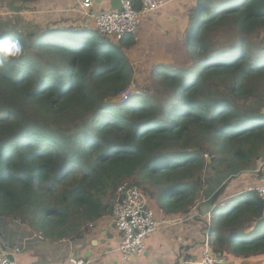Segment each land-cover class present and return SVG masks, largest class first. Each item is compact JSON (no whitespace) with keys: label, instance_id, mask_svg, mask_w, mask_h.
<instances>
[{"label":"trees","instance_id":"trees-1","mask_svg":"<svg viewBox=\"0 0 264 264\" xmlns=\"http://www.w3.org/2000/svg\"><path fill=\"white\" fill-rule=\"evenodd\" d=\"M184 22V39L155 59L159 87L123 101L134 37L116 42L95 24L0 28L23 48L0 56V219L81 236L119 186H135L168 215L209 200L211 254L264 264V200L247 190L232 208L218 202L264 161V0H196Z\"/></svg>","mask_w":264,"mask_h":264},{"label":"crops","instance_id":"crops-1","mask_svg":"<svg viewBox=\"0 0 264 264\" xmlns=\"http://www.w3.org/2000/svg\"><path fill=\"white\" fill-rule=\"evenodd\" d=\"M2 1L0 28L1 24L11 22L14 16L27 14L32 24L31 30H36L49 24L94 27V16L104 10L113 9L114 0H92V7L87 9L82 6L84 0H36L28 3L27 9L20 10H15L12 6L20 7L23 4L21 1L14 4L13 0ZM195 1L165 0L159 10L145 16L138 38L136 37L137 44L143 47L150 46L154 49L151 58L157 59L174 40L182 41L185 37L184 20ZM262 183L263 162L255 171L241 173L228 182L225 192L218 201L219 205L224 207V203L229 204L233 200L229 204L232 208L234 205L232 203L239 201L235 199H238L242 192ZM201 201L202 203L199 200L195 205H198L196 213L207 216V222L210 223L214 206L208 204L209 200ZM162 213L170 216L175 222L163 226L148 238L143 255L129 259H125L119 250L121 237L114 228L112 210L111 213L93 221L92 225L88 223L83 225L81 236L63 239L45 237L41 232L29 228L20 221L0 219V258L13 256L20 264H71L73 257L90 259L91 264H179L189 257L192 260L200 259L205 248L194 237L192 229L185 226L186 224L178 218L179 215H168L164 211ZM199 240L202 241L200 238ZM16 249L20 251L17 252Z\"/></svg>","mask_w":264,"mask_h":264},{"label":"built area","instance_id":"built-area-1","mask_svg":"<svg viewBox=\"0 0 264 264\" xmlns=\"http://www.w3.org/2000/svg\"><path fill=\"white\" fill-rule=\"evenodd\" d=\"M121 2L120 10H104L94 16L95 27L102 34L117 42L129 35L138 38L145 16L159 10L165 0H140L139 9L135 7L134 0H121ZM92 4V0H84L82 6L87 9L91 8ZM128 91L129 87L121 94V101L129 96ZM206 157L208 158V155ZM250 189L255 190L264 200V183ZM112 216L114 228L121 237L119 250L125 259L143 255L148 238L163 226L175 222L169 219L159 220L157 211L150 204L147 195L138 187L125 185L119 186L117 190ZM203 243L205 249L200 259L192 260L190 258L179 264H228L224 256H220L219 253L211 254L209 229L203 236ZM16 251L18 252L20 249H16ZM91 261L82 257H73L71 264H91ZM0 264L20 263L15 258L3 256L0 258Z\"/></svg>","mask_w":264,"mask_h":264},{"label":"rangeland","instance_id":"rangeland-1","mask_svg":"<svg viewBox=\"0 0 264 264\" xmlns=\"http://www.w3.org/2000/svg\"><path fill=\"white\" fill-rule=\"evenodd\" d=\"M1 2H3V1L0 0V4H1ZM25 9H27V7H25ZM7 23L8 24H5V25L1 24V27L6 28V27L14 26V27H16L20 30H23V31H30L31 29H33L30 20L27 18V14L16 15L13 17V19H11V22L8 21ZM134 38L136 40V36ZM259 38H260V36H259ZM137 43L130 48L124 47V51L126 52L125 54H127L128 58L130 59L132 66L134 68V71H135V78L133 80L132 85L129 87L128 92L129 93L140 92V91L144 92L147 89H151V91H155L157 89V86L159 87V83L156 84L155 81H152V78H154L152 76V72H153L154 67L159 63V61L153 59V57L151 58V56H153V50L154 49L150 48V46H148V45L146 47H143L140 44L141 45L140 46ZM137 45H139V46H137ZM120 98L121 97H119V101H121ZM262 162L264 164V161L262 159L258 160L256 163V168L258 166H261ZM260 172L262 173V171H260ZM207 176L208 175H206V177ZM228 182H230V181H228ZM228 182H226V183H228ZM227 199H225V200H227ZM229 200H231V199H229ZM149 202L152 206L154 204L157 205L155 199L149 198ZM200 202L202 203L201 200H200ZM230 202H232V201H230ZM235 203H236V201H235ZM235 203H232V204H235ZM224 204H225V206H228L230 208L228 202H226ZM197 207H198V205L195 206L191 210L190 214H182V215H179L180 217H178V218H180L181 221L186 224L185 225L186 227H189L192 229L194 237H196L197 241H199L203 245V236H205L204 232L207 229L206 223H207L208 217L207 216H201L200 214L196 213V210L198 209ZM154 208L157 211V217L159 220H164V219L172 220L170 216L164 215L162 213V211L159 210L156 206ZM173 221H175V220H173ZM199 238L202 239V241H200ZM227 263L229 264L228 261H227Z\"/></svg>","mask_w":264,"mask_h":264},{"label":"clouds","instance_id":"clouds-1","mask_svg":"<svg viewBox=\"0 0 264 264\" xmlns=\"http://www.w3.org/2000/svg\"><path fill=\"white\" fill-rule=\"evenodd\" d=\"M22 54H23V48H22V45H21L19 40H17V39H9V40H6V41L5 40H0V56H2V58L4 60H7L10 57H19ZM248 191L256 192L255 190L250 189V188H249ZM206 230H208V229H206ZM205 232H204V234H205ZM210 234H211V231H210ZM203 245H204V243H203Z\"/></svg>","mask_w":264,"mask_h":264},{"label":"water","instance_id":"water-1","mask_svg":"<svg viewBox=\"0 0 264 264\" xmlns=\"http://www.w3.org/2000/svg\"><path fill=\"white\" fill-rule=\"evenodd\" d=\"M112 7L113 9H117V10H120L122 8V2L121 0H114L113 3H112ZM220 256H223L222 253H219ZM10 258H14L13 256H10Z\"/></svg>","mask_w":264,"mask_h":264}]
</instances>
